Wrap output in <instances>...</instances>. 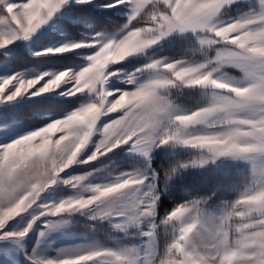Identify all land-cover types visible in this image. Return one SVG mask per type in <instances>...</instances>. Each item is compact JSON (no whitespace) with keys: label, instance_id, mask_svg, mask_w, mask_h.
I'll return each mask as SVG.
<instances>
[{"label":"clouds","instance_id":"9594fccd","mask_svg":"<svg viewBox=\"0 0 264 264\" xmlns=\"http://www.w3.org/2000/svg\"><path fill=\"white\" fill-rule=\"evenodd\" d=\"M38 2L46 5L56 0ZM176 2L185 7H173L169 14L168 0H163L143 14L128 17L121 26L128 31L119 39L103 37L105 42L86 56L87 63L79 70L65 67L51 74L39 73L22 80L4 97L12 100L34 88L33 96L62 89L58 95L83 94L84 99L66 114L0 144V169L11 165L17 174L13 189L0 193V226L4 225L5 210L13 208L21 212L33 209L36 213L18 232L31 228L37 215L56 216L79 210L96 216H119L120 222L114 225L118 229L133 225L139 228L142 218H153L148 230L141 233L149 240L144 259H138V246H129L119 251L104 249L109 254L100 259L101 264H264V0H248V6L238 8L236 14L230 11L235 0H204L195 11L190 7L192 0ZM157 15L171 23L169 33L171 29L193 33L199 45L193 51L203 59L196 62L149 57L141 68L122 77L133 87H107L110 78H121V70L111 65L143 52L161 39L159 26L154 29L152 25ZM133 18L136 23L129 27ZM39 23L35 15L24 14L19 20L24 30H33ZM83 46L74 42L46 51L58 53ZM181 60L190 66L178 68ZM11 79L0 83V93ZM181 86L207 89V102L194 109L176 104L170 89ZM110 114L116 115L100 124ZM93 136L98 139L85 153ZM130 142L131 150L146 158L153 146L181 145L200 150L164 169L165 183L183 170L217 157L248 162L251 169L235 197L220 202L215 212L204 211L209 196H200L162 216L158 223L165 226L167 238L157 250L159 192L157 173L148 172L150 165L121 172L106 184H83L89 173L61 176L74 164L96 161ZM58 183L74 189V194L56 202L38 203L42 193ZM102 185L126 191L101 199L95 191ZM121 198L123 202L117 206ZM193 201L200 202L196 215L189 210ZM100 251L96 246L76 247L54 260L76 264Z\"/></svg>","mask_w":264,"mask_h":264},{"label":"rangeland","instance_id":"374dc122","mask_svg":"<svg viewBox=\"0 0 264 264\" xmlns=\"http://www.w3.org/2000/svg\"><path fill=\"white\" fill-rule=\"evenodd\" d=\"M13 2L21 3L26 2V0H13ZM105 4L113 6L105 7L103 6ZM84 6L100 10L114 8L117 13H122L125 16L121 26L125 24L130 14V8L126 4H116L114 0H89L87 3H80L78 0H65V3L56 10L53 16L28 37H17L9 44L0 47V78L19 74L24 79H29L39 73L49 72L51 74V72L65 67H70L74 71L79 70L87 63L86 56L95 50V44L91 42L96 33L102 32L109 36L114 34L116 37L124 33L125 29L121 28V26L112 30L100 28L96 20L90 18L87 14L83 15L82 8ZM116 6H120L123 9L117 10ZM247 6L248 0H235L230 11L232 14H236L238 8L244 9ZM135 23L136 20L129 24V27ZM73 26H76L77 31H72L71 28ZM118 29L120 30L117 31ZM69 42H81L85 46L58 53L44 51ZM196 47H199V45L193 33L170 32L166 36L161 37L155 44L148 46L143 52L128 56L119 63L111 65L110 68L121 70L118 74L121 78H110L107 87L121 89L133 87V85L125 84L122 77L126 73L135 72L136 69L141 68L149 61V57L154 59L166 58L169 61L191 59L199 62L203 57L193 51ZM228 70L238 74V70L234 68L229 67ZM47 78L45 77L44 79ZM60 91L62 89L36 96L22 93L12 100L0 99V144L10 142L19 135L25 134L53 118L66 114L84 99L83 94H77L76 96L58 95ZM170 92L175 97V103L187 109H194L207 102L206 93L208 90L200 86H181L180 88L170 89ZM46 99L49 102L51 100H61L68 106L52 108L48 106L49 103L47 104L44 101ZM35 101L40 102L39 104H33ZM115 115L110 114L103 117L100 124L114 118ZM96 139H98V136H93L92 143L85 149V153L92 150ZM131 148V142L121 145L96 161L72 165L61 176L68 177L89 173L82 182L83 184H106L111 182L121 172L144 168L145 165H150L148 167L149 173L153 170L156 172V169L151 167V160L157 150L172 154L175 162L188 159L200 152L199 149L191 146L161 145L159 147L153 146L149 150V156L146 158L141 153L132 151ZM250 169L251 165L248 162L233 160L228 157H217L215 161L208 160L202 165L192 166L185 170L196 173H204L210 170L215 174L218 172L226 174L232 170L236 174L247 172L249 176ZM229 182L224 181L225 186L228 188V196L223 198L222 201L233 199L237 191L242 188L244 181L238 182L236 180L233 184L231 180ZM201 184L205 185L206 183L202 182ZM156 185V191L159 192L160 196L158 175L156 177ZM74 192V189L58 183L42 193L38 203L56 202L74 194ZM84 194L88 195L89 193ZM158 201L159 197L156 202L157 215L155 217L157 221V228L155 229L157 250L167 238L164 232L165 226L158 223L161 218L158 216ZM122 202L123 198L117 202V206ZM219 204L213 206L205 205L204 211L215 212ZM35 214L33 209H28L9 219L0 228V264H34L36 259L54 260L60 257V254L65 250L85 246H96L97 250L108 249L112 251H119L121 248L129 246H138V259H144L147 255L149 240L147 236L141 233L148 230L149 223L153 218H142L139 228L133 225L126 229H118L114 225L120 222L121 217L119 216H96L87 210H79L71 213H60L56 216L37 215V218L32 221L31 228L28 229L23 237L4 235V233L18 232L27 227L28 222L32 220V216ZM88 264H101V261L96 258L93 261H89Z\"/></svg>","mask_w":264,"mask_h":264},{"label":"snow or ice","instance_id":"6c2138e0","mask_svg":"<svg viewBox=\"0 0 264 264\" xmlns=\"http://www.w3.org/2000/svg\"><path fill=\"white\" fill-rule=\"evenodd\" d=\"M80 3H87L89 0H78ZM163 2V0H114V3L116 4H126L130 8V14L128 17H134V14H143L145 10H147L150 7L159 5ZM65 3V0H56V2L46 5H41L38 0H26V2L21 3H14L13 0H0V47H3L7 44H9L12 40L16 39L17 37H28L31 33H33L36 29H38L41 25L46 23L49 18L53 16V14L56 12L57 9L61 7V5ZM204 3V0H192V4L190 7L195 11V9L200 5ZM105 7H110L113 5L105 4L103 5ZM169 14L171 13V10L173 7L177 8H183L185 7L183 3L180 5H177L176 0H168V4L166 5ZM24 14H27L28 16L35 15L39 17L40 23L38 26L34 27L33 30H24L19 26V20L20 17ZM135 19L133 18L131 20V23ZM153 28L155 29L157 26H159V32L163 33V36H166L169 33V30L171 28V23L169 21H166L164 19H161L159 15H157L156 20L152 21ZM125 31H128V28H124ZM175 30V29H171ZM107 36L106 34L102 32L96 33L95 37L93 38V41H97L95 44V50L101 46L105 42L103 37ZM113 38L119 39V37H116L113 34ZM74 42H69L65 45L72 44ZM203 46V45H202ZM94 50V51H95ZM45 52H49L44 50ZM93 51V52H94ZM39 54V53H37ZM220 62L219 60L217 61ZM190 64L188 61L181 60L177 67H189ZM199 71H204V69H199ZM10 77H3L0 78V83L4 82ZM11 82L8 85V87L5 89L3 93H0V99H3L5 96L8 95L9 91L14 90L19 83L24 79L19 74H13L11 76ZM43 83V81L41 82ZM39 87V85H37ZM35 91V89H30L26 94L31 95V92ZM17 182V174L14 170V166H6L3 169H0V193H9L14 185ZM126 191L123 188H120L117 190V187L115 186H104L102 185L99 189L95 191V194L97 197L103 199L108 194L112 195H120ZM199 201H193L192 206L189 209L193 212L194 215H196L199 212ZM23 213L17 208L13 209H7L3 213L2 219L5 223L17 216L18 214ZM3 225V226H4ZM3 226H0L2 228ZM28 230H25L24 232H12V233H4L5 236H16V237H23ZM177 246L179 245V241L176 242ZM110 251V250H109ZM109 251L101 250L99 252V255H93L90 259H83L76 261V264H88L89 261H93L94 259L98 258L101 259L103 256L108 255ZM179 254V253H178ZM31 259V257H30ZM34 264H60V262L53 260V259H36L34 261Z\"/></svg>","mask_w":264,"mask_h":264},{"label":"trees","instance_id":"16d2710c","mask_svg":"<svg viewBox=\"0 0 264 264\" xmlns=\"http://www.w3.org/2000/svg\"><path fill=\"white\" fill-rule=\"evenodd\" d=\"M117 10H122L120 6L115 7ZM83 15L87 14L90 18L96 20L97 25L100 28H106L112 30L118 28L123 24L125 16L122 13H117L114 8L97 9L90 6H84L82 8ZM72 31H77L76 26H73ZM41 101V100H40ZM40 101H35L33 104H39ZM49 107H66L68 104L61 102V100H44ZM173 155L162 150H157L151 160V167L156 169L158 175L159 185V201H158V216L162 217L174 205L184 202L187 199L199 198L200 196H209V200L206 205H217L222 202L223 198H227V186L224 181H245L247 179V172L242 174H236L232 170L226 174L212 173L210 170L202 172H190L183 170L177 175H174L171 179L165 183L164 169L174 164ZM206 183L202 185L201 183ZM231 186V185H228Z\"/></svg>","mask_w":264,"mask_h":264}]
</instances>
